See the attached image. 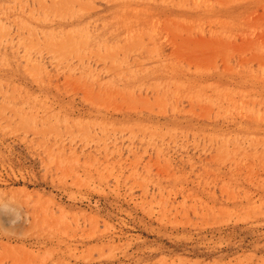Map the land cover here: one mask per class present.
<instances>
[{"label": "rangeland", "instance_id": "374dc122", "mask_svg": "<svg viewBox=\"0 0 264 264\" xmlns=\"http://www.w3.org/2000/svg\"><path fill=\"white\" fill-rule=\"evenodd\" d=\"M0 264H264V0H0Z\"/></svg>", "mask_w": 264, "mask_h": 264}]
</instances>
